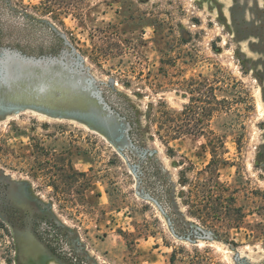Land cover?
Returning <instances> with one entry per match:
<instances>
[{
    "label": "rangeland",
    "instance_id": "obj_1",
    "mask_svg": "<svg viewBox=\"0 0 264 264\" xmlns=\"http://www.w3.org/2000/svg\"><path fill=\"white\" fill-rule=\"evenodd\" d=\"M57 1L0 0V264H264V0Z\"/></svg>",
    "mask_w": 264,
    "mask_h": 264
},
{
    "label": "trees",
    "instance_id": "obj_2",
    "mask_svg": "<svg viewBox=\"0 0 264 264\" xmlns=\"http://www.w3.org/2000/svg\"><path fill=\"white\" fill-rule=\"evenodd\" d=\"M45 1L47 8L58 4L57 0ZM60 2L66 6L67 10L65 12L66 14H69V11L72 10L69 8H71V6H73L72 8L75 7L74 4L76 3V0H60ZM191 95L190 104L185 106L183 111L174 110L164 102H161L157 108L154 106L151 107V114L148 118L151 123L158 127V135H160V137H173L174 140H177L187 135L205 134V125L199 117H207L209 118L207 120L210 122L214 114L219 113V110L215 107L208 106H211L212 103L219 106L222 101L218 100L215 95V90L213 88H208V86H206L205 91L193 89ZM204 95H207L210 101L207 105L205 104L206 101H201L204 98ZM202 103H204L205 106L202 105ZM128 112L130 115L117 111L121 117L128 121V124L131 127L130 134L133 135V133L139 129V121L137 117L134 119L131 111ZM185 180V184H189L188 179ZM224 208L226 209L227 207ZM189 257H191L190 254ZM177 258L178 253L174 251L171 257V264H175ZM197 259L199 260L198 257ZM189 263L202 264V262H196L194 258L190 260Z\"/></svg>",
    "mask_w": 264,
    "mask_h": 264
}]
</instances>
